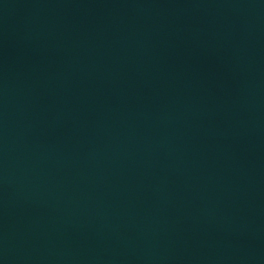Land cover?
Instances as JSON below:
<instances>
[{
  "label": "water",
  "instance_id": "1",
  "mask_svg": "<svg viewBox=\"0 0 264 264\" xmlns=\"http://www.w3.org/2000/svg\"><path fill=\"white\" fill-rule=\"evenodd\" d=\"M0 264H264V0H0Z\"/></svg>",
  "mask_w": 264,
  "mask_h": 264
}]
</instances>
